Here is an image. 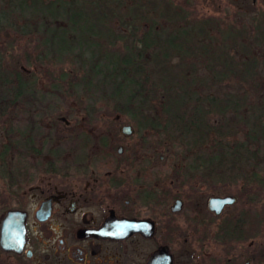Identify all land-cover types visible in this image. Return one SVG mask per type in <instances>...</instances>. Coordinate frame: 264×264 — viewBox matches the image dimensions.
<instances>
[{
	"label": "flooded vegetation",
	"instance_id": "flooded-vegetation-1",
	"mask_svg": "<svg viewBox=\"0 0 264 264\" xmlns=\"http://www.w3.org/2000/svg\"><path fill=\"white\" fill-rule=\"evenodd\" d=\"M127 14L119 22V39L127 42L124 50L127 45L134 51L149 26H138V11ZM101 23L106 41L113 36L107 20ZM67 24L55 22V28ZM105 61L93 60L92 66ZM119 88L100 98L104 107L84 103L94 91L70 95L75 106L49 123L48 108L38 105V97L30 98L32 93H21L23 106L14 107L11 80L0 75V264H147L162 247L171 264H179L175 241L184 244L181 264H250L247 253L223 263L216 258V243L224 213L237 203L232 214L247 208L252 189L239 186L229 194L235 199L231 206L219 215L209 211L208 199L221 197L215 195V157L171 153L162 130L170 126L150 122L156 108L139 105L140 95L152 93L125 94ZM9 212L16 213L2 239L1 224ZM207 243L214 249L210 254L204 251Z\"/></svg>",
	"mask_w": 264,
	"mask_h": 264
},
{
	"label": "trees",
	"instance_id": "trees-1",
	"mask_svg": "<svg viewBox=\"0 0 264 264\" xmlns=\"http://www.w3.org/2000/svg\"><path fill=\"white\" fill-rule=\"evenodd\" d=\"M13 1L18 2L19 10H21L20 2L23 3L25 0H4L8 9L9 3ZM108 1L30 0V4L36 2L37 7L41 5L39 8L41 14L37 12L39 26H44V20L50 22L44 30L47 36L46 41L50 40L47 43L48 48L52 47L53 52L67 54L71 51L74 39H77L78 46L81 44L80 41L88 39L90 41L86 43L87 48L93 45L99 50V45L91 42L89 37H97V34L100 36L104 27L101 20L108 21L110 18V15L104 14L109 13ZM115 1L118 5L122 2H130L131 11H138L141 20L148 21V17L152 15L166 19L176 24L175 30L161 39L151 27H148L140 36L139 47H135L132 51L126 46L127 50L125 49L118 58L115 53L108 52L107 48L105 54L102 52L101 56L110 62L101 69L107 72L117 87L126 88L133 95H139L142 92L152 93V95L146 94L148 96L140 95L139 105L156 108V118L150 122L159 126H170V129L166 127L162 129L168 136L167 140L170 144L165 146L167 150L170 149L171 153L179 155L206 156L210 157L208 160L211 161L215 157L216 185L237 186V192L239 186L252 189L254 196L251 204L237 211L236 214L223 217L219 234L220 243L225 245L232 241L240 242L254 238L258 233V226L264 223L261 215L263 213L262 198L258 195L264 188V96L256 97L257 99L251 105H244V98L243 101L229 95L222 98L215 95L204 96L200 91L205 89V82L210 80L208 77L198 80L195 68L190 63L178 65L177 68L181 73L177 75V72L171 71L172 67L169 64L173 55L178 59L193 58L194 63L196 59L199 61V58L203 61L201 57H204L211 61L208 69L214 74L211 76L214 80L210 81L215 82L216 85L223 83L227 77L240 82L252 79L258 60L253 50H257L264 61V24H259L254 18L251 28L240 31L231 27L229 34L216 30L215 25L213 30L216 32L214 33L216 37L211 40L210 32L206 29L209 27L206 25L213 18H201L193 24L187 17L192 13V9L188 8L190 0H182L183 3L177 6L170 0ZM57 9L67 14L66 29L56 30L55 28L56 19L62 13ZM90 17L92 22L88 23ZM15 23L14 21L13 27L17 28ZM23 24L27 25V21ZM20 29H24V26L22 25ZM27 35L29 30L25 36ZM229 49L234 53L229 54ZM26 53L25 62L29 59L27 50ZM96 59L99 58L91 59L88 64V70L93 77L101 73L98 68L100 65L92 66L93 60ZM132 60L137 62L134 63ZM148 60L151 61L150 64ZM14 66L16 64L13 66L11 63L4 64L3 68V64H0V75H7L11 80V90L14 92L13 102L18 101V104L13 103L15 107L23 106L21 98H18L21 93L23 95L26 92L32 93L29 97L37 99L38 96L33 93L41 90L38 87L39 79L34 71L29 73ZM186 72H192V75ZM48 85L51 88H45L43 91L57 92L59 89L58 87L55 90L54 82ZM117 87H115L116 90H118ZM253 91L256 93V88ZM239 101H243V110L236 104ZM211 115L221 117L223 122L216 125L208 123L207 118ZM159 131L161 130H157ZM257 207H260L259 210Z\"/></svg>",
	"mask_w": 264,
	"mask_h": 264
},
{
	"label": "rangeland",
	"instance_id": "rangeland-1",
	"mask_svg": "<svg viewBox=\"0 0 264 264\" xmlns=\"http://www.w3.org/2000/svg\"><path fill=\"white\" fill-rule=\"evenodd\" d=\"M170 1L173 2V4H175L176 6L182 4V0ZM34 3L30 4V0H25V2L23 3L20 2L21 10H19L18 2H10L8 9V6L4 3V0H0V55L2 56V61L0 64H3L4 68V49L7 48L8 61L9 63H11V66L16 64V66L14 67L21 68L26 72L31 73L32 71H34L36 77L39 79L38 87L39 90H41L40 92H37L39 93L38 98L41 100L38 105L43 106L44 108H48V110L45 111L44 116L49 123L56 122L57 117L65 116L63 114H66L69 108L75 106L74 104H72L70 95L73 96L77 92L79 95H81V92L94 91L92 93L93 99H85L84 103L95 107H104L105 104L100 98L102 96L108 98L112 97V92L116 90L115 87L117 86L115 84V81H113L112 78L108 76L107 72L101 69L103 67L102 65L98 67L101 73L97 74L94 77L91 76L90 71L88 70V64L91 59H101L102 52L103 54H105L107 48L109 49L108 52L115 53V55H117V58L123 54L124 49L122 48V46H124V44L127 42L125 40L119 39L120 20L118 19L122 20L127 16L126 13L127 11H131L132 4H130V2H122L121 4L119 3L120 5H118L117 1L115 0L108 1V15H110V18L107 21V28H109V34L112 33L113 37H109L105 41L104 36H99V38L93 36L91 38V42L99 45V50H97L93 45L87 48L86 43L90 41L88 39H86V41H80L81 44L79 46L76 42L77 39H74V43L71 46V51L65 54L57 51L53 52L52 47L48 48L47 43L50 40H48V42L46 41L47 36L44 34V30L50 22H46V20H44V26H39L37 20V12H39V8H41V5L37 7V3ZM192 5H194V8L192 7ZM191 7L193 8V10L191 11L192 13L187 15V17L193 24H196L197 20L201 18H213L211 19L212 21H210L209 24L206 25L207 27H209L206 29H208V31L210 32L209 37L211 40L216 37L214 36V33L216 34V32H214L213 30V26L215 25L216 30H219L224 34H229V30L231 27L240 31L243 29L251 28L252 19L254 18L259 22V24H264V0H256L255 5H252L251 0H190V6L188 8L192 9ZM57 10L62 13L59 12L60 14L57 17L56 22L67 23L65 22L67 14L64 11H61V9ZM39 13L41 14V12ZM148 18V21L142 20V23H140L139 26H144V23L147 24L152 28V31L161 39L165 38V36H167L168 34H172V32L175 30L176 24H172L166 19H162L157 15H152V17ZM14 21L16 22L15 25L17 26V28L13 27ZM25 21H27V25L23 24ZM186 21H188V19H186ZM115 22L117 23V25L115 24ZM22 25L24 26V29L21 30L20 27ZM28 30L29 35L25 36ZM26 50L29 56L27 62L24 61L27 56ZM228 52L229 54L234 53L231 49H229ZM253 53L255 54L256 59H258L256 71L254 72V75H252V79H247L243 82L227 77L223 83L216 85L215 82H212L214 79H211V76H213L214 74L210 71V69H208V64H210L211 61L210 59H205L204 57H201L203 61H201L199 58V61L196 59L194 63L193 58L187 59L185 57H181L179 58V60L178 57H175V55H173L172 61L170 62L171 64L169 65L172 67L171 71L177 72L178 75L179 73H181V71L179 70V68H177V66L184 63H190L195 68V75H197L196 77L199 78L198 80H204L207 77L208 79L212 80H207L204 86L205 89H203V91H200L204 96L215 95L222 98L225 97V95H229L234 98H244V105H251L257 99L256 97L264 96V61L257 50H253ZM147 55L149 56V54ZM147 55L146 58H148ZM108 62L110 61H105L104 66H106ZM163 65L167 66L168 64ZM76 67L80 72H75ZM214 69L216 70V68ZM186 74L192 75V72H186ZM52 82H54L56 85L55 90H57L59 87V89L57 90L58 94L56 93L55 96H48V91L43 90H45V88L50 89L51 86H47V84H52ZM254 88H256V93H254L253 91ZM119 89L125 94L129 91L126 88ZM116 96H120V100L124 101V95H122V93H119ZM243 101H239L238 103H236L241 109ZM112 103H110L108 106H111ZM67 119L69 122H74L72 115H69ZM207 119L208 123L212 125L223 122V119L221 117L215 115L208 116ZM66 146L67 145H64L63 148L65 149ZM236 188L237 186L234 187L230 185H216L215 195L222 197L224 195H227L228 193L234 194ZM258 195L260 196V198H262V196L264 197V192L261 191V193ZM205 196H207V194ZM261 201L263 204L261 207L263 213L261 215L262 220H264V199ZM239 205L240 204L237 203L235 206L227 209L224 213L225 216L231 215V211L238 209ZM258 208L260 207H257V209ZM172 243L175 258L177 259V262L181 264L180 259L185 252L183 247L184 244H182L181 241H175ZM249 243H251L250 246ZM204 251L209 254L214 251L212 244L210 245V243H207V248H205ZM245 253L252 257V262L250 264H264L263 222L258 226V233L252 239L240 242L232 241L226 245L216 243V258L222 259L223 263L229 257L233 258L234 256ZM237 264H239V262Z\"/></svg>",
	"mask_w": 264,
	"mask_h": 264
},
{
	"label": "water",
	"instance_id": "water-1",
	"mask_svg": "<svg viewBox=\"0 0 264 264\" xmlns=\"http://www.w3.org/2000/svg\"><path fill=\"white\" fill-rule=\"evenodd\" d=\"M235 202L234 197L230 195L210 198L207 201V208L209 211L214 212L216 215H219L222 209L225 206H231ZM16 212L7 213L6 217L2 221V239H5L6 233L10 230V223ZM6 231V232H5ZM110 235H117L116 233H109ZM18 237V232H16V236ZM147 264H171L170 256L166 252V248H159L155 251L148 259Z\"/></svg>",
	"mask_w": 264,
	"mask_h": 264
}]
</instances>
